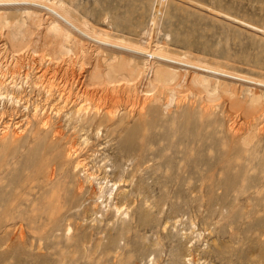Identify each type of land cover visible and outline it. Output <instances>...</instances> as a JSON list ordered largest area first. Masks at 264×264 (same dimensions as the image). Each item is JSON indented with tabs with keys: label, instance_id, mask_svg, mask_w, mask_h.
<instances>
[{
	"label": "rangeland",
	"instance_id": "1",
	"mask_svg": "<svg viewBox=\"0 0 264 264\" xmlns=\"http://www.w3.org/2000/svg\"><path fill=\"white\" fill-rule=\"evenodd\" d=\"M0 82V264H264V212L205 171L251 136L264 182V0H0Z\"/></svg>",
	"mask_w": 264,
	"mask_h": 264
},
{
	"label": "bare ground",
	"instance_id": "2",
	"mask_svg": "<svg viewBox=\"0 0 264 264\" xmlns=\"http://www.w3.org/2000/svg\"><path fill=\"white\" fill-rule=\"evenodd\" d=\"M10 1V0H9ZM16 1H18V0H16ZM44 1V0H43ZM39 2H41V1H39ZM17 3V2H16ZM43 3H45V2H43ZM47 4V3H46ZM44 7H46L47 9H49L50 10V12H49V14L51 15V17H52V21L50 22V25H51V27L57 32V33H59V35L61 34V35H65L66 37H71L70 35L71 34H73V32H76V33H80L82 36H86L87 34H89V33H91V32H87L86 30H85V28L83 29V28H81L79 25H77L78 24V22H77V24L75 23L76 21H72L70 18H69V16H67L68 14H65L66 13V11L61 7V10L62 11H65V13L64 12H62L61 10H59L58 8H56L57 6H55V3H50V5H44ZM46 11V10H45ZM68 11V10H67ZM69 12V11H68ZM48 14V13H47ZM84 25H86L85 23H84ZM78 31V32H77ZM92 35V34H91ZM94 35V36H93ZM92 35V37H96V38H98V39H100V40H98V41H102V42H104V43H114L113 41H112V37L110 38L109 37V35L106 33H104V34H102V35H96V34H93ZM80 36V35H79ZM73 37V36H72ZM89 37V36H88ZM70 39V38H69ZM84 39V38H83ZM120 41V40H119ZM118 41V42H119ZM151 41V40H150ZM116 42L115 44H117V45H122L121 44V42ZM141 43V42H140ZM125 44H127V43H125ZM129 44V43H128ZM138 44V43H137ZM112 45V44H111ZM114 46V45H113ZM124 46H126V45H124ZM143 46V45H142ZM127 47H129V46H127ZM131 47V46H130ZM135 47V46H134ZM162 47V46H161ZM160 48V47H159ZM127 49V48H126ZM129 49V48H128ZM134 49V51H135V49H137V50H140V49H142V50H140V51H143L144 50V53H146L145 52V49H143V48H133ZM161 49V48H160ZM131 50H132V48H131ZM161 50H164V49H161ZM160 50V51H161ZM159 51V50H158ZM158 51H156V52H158ZM16 53V52H15ZM152 53V52H151ZM160 53V52H159ZM162 53V52H161ZM18 54V53H17ZM17 54H15V55H17ZM154 54H156V53H154ZM158 54V53H157ZM156 54V55H157ZM167 54V53H166ZM153 55V54H152ZM155 55V56H156ZM160 56H163V55H161V54H159ZM170 55V54H169ZM174 56V55H173ZM159 57V56H158ZM176 57H177V55H176ZM167 58H168V56H167ZM171 58V57H170ZM186 58V57H185ZM113 59V58H112ZM149 59V58H148ZM172 59V58H171ZM182 59V58H181ZM176 60V59H175ZM137 61V60H136ZM189 61V60H188ZM141 62V61H140ZM147 62V61H146ZM153 62V61H152ZM145 63V62H144ZM203 63V62H202ZM130 64V63H129ZM204 64H206V63H204ZM122 65H124V64H122ZM126 65V64H125ZM205 66V65H204ZM200 67V66H199ZM111 69H113V68H115V67H110ZM121 68V70L124 68V67H120ZM137 68V67H136ZM171 68V67H170ZM124 69H126L127 70V67L126 68H124ZM123 69V70H124ZM158 69V68H157ZM159 69H160V67H159ZM163 69V68H162ZM130 69H128V71H129ZM140 70V69H139ZM177 70V69H176ZM109 71L110 70H108V75H109ZM131 72H134V69L133 68H131V70H130ZM136 71V70H135ZM172 71H174V70H172ZM213 71V70H212ZM222 71V70H221ZM126 72V71H125ZM130 72V73H131ZM139 72V71H138ZM163 72V71H162ZM170 72H171V70H170ZM178 72V71H177ZM218 72V71H217ZM166 74V77H168V78H170V79H172V78H174V74H173V72H171V73H169V71H167V69H166V72L164 71L163 73H161L162 74V76H163V74ZM222 73V72H221ZM176 74V73H175ZM124 75V74H123ZM127 75H129V74H127ZM142 75V74H141ZM137 76V75H136ZM165 76V75H164ZM178 76V75H177ZM180 76V75H179ZM241 76V75H240ZM126 79V78H125ZM256 79V78H255ZM127 80V79H126ZM262 80V79H261ZM118 81V80H117ZM127 81H129V80H127ZM131 81V80H130ZM136 81V80H135ZM255 81V80H254ZM136 83V82H135ZM262 83V82H261ZM134 85V84H133ZM1 86H2V82H0V88H1ZM206 87H208V85H205ZM213 91V90H212ZM147 93V92H146ZM147 95V94H146ZM259 97V96H258ZM257 96L256 97H252V99L250 100V103H251V106H250V108L252 109V110H256V109H259V107H262V106H264V104L262 105V101H260V98H258ZM231 101H233V100H231ZM17 102V101H16ZM247 102V101H246ZM262 105V106H261ZM263 110V112H264V109H262ZM81 111V110H80ZM79 111V112H80ZM85 111H86V109H85ZM251 111V110H250ZM81 113V112H80ZM107 114V113H106ZM113 118V117H112ZM109 119V118H108ZM84 120V119H83ZM86 121V120H85ZM255 137L256 136H254L253 138L255 139ZM127 138V137H126ZM125 138V139H126ZM251 136L248 138V137H246V138H244L243 139V142L241 143V144H237L238 145V149H233L232 150V148L231 147H235V148H237L235 145H233V143L231 144V145H233V146H229L230 147V150L228 149V152L227 153H224V158H223V160H221V161H216V159H215V161H209L208 162V159H207V161H206V163L208 162V167L204 164V165H202V166H205V167H207V169L205 170V171H207V172H209V177L207 178V181H206V183H208V180L209 181H211V182H213V181H215V179L217 178V174L218 173H220L221 175L220 176H222V178H224L223 180L224 181H222V182H220V183H218L217 181H215L214 182V185H213V188H215V190H216V188H218V190L219 189H221V196L224 194V195H226V194H234L235 195V198L237 199V201L238 202H240L241 204H240V207H242L243 208V210L244 209H246L247 208V212L248 213H252V211H256V212H258V211H263L264 212V194L262 193V189L260 190L261 191V193L263 194V195H261L260 193H258V192H256V191H254L253 189V191L251 190V186H250V184H252V183H254L253 181L254 180H256V177H254L255 176V174H254V176L252 175V176H249V175H251V173H253V170L255 171V169L254 168H252V166H254V165H252V163H251V161H249L248 163L247 162H245V160H251L250 158L249 159H245V156L246 157H248L249 155H245L246 153H244L245 151H247L248 150V148L247 147H249V145H251L250 143H251ZM225 139V138H224ZM127 140H129V139H127ZM126 141V140H125ZM124 141V142H125ZM252 141H254V140H252ZM128 142V141H127ZM222 142V141H221ZM126 143V142H125ZM124 143V144H125ZM236 144V143H235ZM53 146V145H52ZM54 146H55V144H54ZM121 146V145H120ZM120 146H118V148L120 147ZM56 147V146H55ZM240 147V148H239ZM72 148V147H71ZM117 148V147H116ZM245 148H247V149H245ZM73 149V148H72ZM47 150V149H46ZM51 150V149H50ZM54 151H56L55 149H53ZM52 150V153L54 152ZM48 151H49V149H48ZM47 151V152H48ZM227 151V150H226ZM225 151V152H226ZM46 152V151H45ZM248 152V151H247ZM250 152V151H249ZM248 152V153H249ZM185 153H186V151H185ZM46 154H49V153H46ZM179 154V153H178ZM183 154V153H182ZM226 154V155H225ZM175 155H176V153H175ZM180 156V155H179ZM183 156V155H182ZM185 157V156H184ZM223 157V156H222ZM116 158L118 159V157L116 156ZM182 158V157H181ZM251 158H253V157H251ZM49 159H51V158H49ZM49 159H48V161H49ZM121 159V158H120ZM185 159H187V157L185 158ZM196 159V158H195ZM220 159V158H219ZM194 160V159H193ZM47 161V162H48ZM52 161V160H51ZM186 161V160H185ZM196 161V160H195ZM252 161H253V159H252ZM139 163H141V164H143L142 163V161L140 162V161H138ZM177 162V161H176ZM188 162H190L189 160H188ZM198 162H201V161H198ZM49 163V162H48ZM120 163V162H119ZM138 163V164H139ZM197 163V161L195 162V165L196 166H194V173H195V175H196V173H197V175H200L199 173H201V168L199 169V164L197 165L196 164ZM203 163H204V160H203ZM254 163V162H253ZM116 164V163H115ZM134 164V163H133ZM179 164V163H178ZM1 165V164H0ZM118 166H120V164H117ZM135 165H137L136 163H135ZM192 166H193V164H192ZM0 167H2V165L0 166ZM141 167V166H140ZM139 167V168H140ZM187 167V166H186ZM185 167V168H186ZM191 167V166H190ZM190 167L189 168H187V169H185L186 170V172H188L189 170H190ZM196 167H198V169L199 170H197L196 169ZM192 168V167H191ZM1 169H3V168H1ZM253 169V170H252ZM180 170H182V169H180ZM179 170V171H180ZM185 170H183V171H185ZM192 170V169H191ZM190 170V171H191ZM252 170V171H251ZM2 171V170H1ZM5 171V170H4ZM3 171V172H4ZM124 171V170H123ZM122 171V172H123ZM182 171V172H183ZM203 171V170H202ZM119 172V171H118ZM131 171H129V173H130ZM133 172V171H132ZM131 172V173H132ZM192 172V171H191ZM128 173V174H129ZM130 173V174H131ZM178 173V172H177ZM183 173H185V172H183ZM261 173V172H260ZM262 173H263V171H262ZM1 174V173H0ZM3 174V173H2ZM188 174H190V173H187V175ZM192 174V173H191ZM120 175H121V173H120ZM182 175V174H181ZM187 175L185 174V176H186V178H187ZM193 175V174H192ZM191 175V176H192ZM202 175V174H201ZM203 175H205V174H203ZM258 175V173L256 174V176ZM128 176V175H127ZM177 176V175H176ZM180 176V175H179ZM184 176V175H183ZM194 176V175H193ZM192 176V177H193ZM219 176V175H218ZM260 176H262V174L260 175ZM91 177V176H90ZM122 177V176H121ZM178 177V176H177ZM189 177V176H188ZM197 179H199L197 176H195ZM202 177H204V176H202ZM94 178V177H93ZM126 178V177H125ZM185 178V177H184ZM191 178V177H190ZM195 178V179H196ZM219 178V177H218ZM124 179V178H123ZM122 179V180H123ZM204 179H206V178H204ZM220 179H221V177H220ZM259 179V178H258ZM126 180V179H125ZM260 180V179H259ZM258 180V181H259ZM200 181V180H199ZM257 181V182H258ZM264 181V180H263ZM107 182V181H106ZM124 182V181H123ZM256 182V181H255ZM105 183V182H104ZM201 183H203V182H201ZM261 183L264 185V182H262L261 181ZM259 184L260 186H263L262 184ZM211 184V183H210ZM254 184H256V183H254ZM254 184H252V185H254ZM207 185V184H206ZM208 185H209V183H208ZM257 185V184H256ZM259 185H257L259 188H261ZM83 185H81L80 184V186H79V188L78 189H80V191H83L82 189H83V187H82ZM107 186V185H106ZM255 186V185H254ZM211 187V186H210ZM212 188V187H211ZM259 188H258V190H259ZM77 189V190H78ZM209 190H210V188H209ZM255 190H257V189H255ZM257 190V191H258ZM264 190V189H263ZM212 192H213V190H211ZM74 192V191H73ZM76 192V191H75ZM74 192V194H76V193H78V191L75 193ZM122 192V191H121ZM211 192V194L213 195L214 193H212ZM216 192V191H215ZM65 193V192H64ZM81 194V193H80ZM125 194H126V192H125ZM216 194H219V193H216ZM216 194H214V195H216ZM2 195V194H1ZM4 195V194H3ZM59 195V196H58ZM57 196H58V199H59V197H60V194H58ZM83 195V194H82ZM124 195V194H123ZM213 195V196H214ZM223 195V196H224ZM78 196V195H77ZM81 196V195H80ZM124 196H128V194L127 195H124ZM215 197V196H214ZM18 197H16V199H17ZM20 198V197H19ZM19 200H21V199H19ZM12 202L13 201H17V200H15L14 198L11 200ZM59 201V200H58ZM18 203H21L20 201L18 202ZM17 203V204H18ZM14 204V203H13ZM13 204H12V206H13ZM16 204V205H17ZM7 206H8V204H7ZM11 206V207H12ZM15 206V205H14ZM235 206V205H234ZM234 206H232L231 205V207L233 208V210L235 209V207ZM237 206V205H236ZM238 206H239V204H238ZM9 207V206H8ZM8 207H4V210L5 211H7L8 209ZM6 208V209H5ZM116 208H118L117 206H116ZM231 208V209H232ZM10 209H14V207L13 208H10ZM231 209H229V207H228V210L230 211ZM249 210L251 211V212H249ZM25 211V210H24ZM10 211H8V213H9ZM236 212V211H235ZM5 214V213H4ZM22 227V226H21ZM20 227V228H21ZM22 229V228H21ZM15 232V231H14ZM22 233H23V231H22ZM16 234V233H15ZM7 262V261H6Z\"/></svg>",
	"mask_w": 264,
	"mask_h": 264
}]
</instances>
